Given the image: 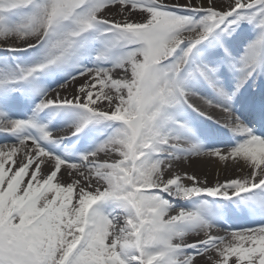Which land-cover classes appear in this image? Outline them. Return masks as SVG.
<instances>
[{
	"label": "snow or ice",
	"instance_id": "1",
	"mask_svg": "<svg viewBox=\"0 0 264 264\" xmlns=\"http://www.w3.org/2000/svg\"><path fill=\"white\" fill-rule=\"evenodd\" d=\"M0 264H264V0H0Z\"/></svg>",
	"mask_w": 264,
	"mask_h": 264
},
{
	"label": "bare ground",
	"instance_id": "2",
	"mask_svg": "<svg viewBox=\"0 0 264 264\" xmlns=\"http://www.w3.org/2000/svg\"><path fill=\"white\" fill-rule=\"evenodd\" d=\"M207 124L218 127V125H212L211 121H208ZM184 170L190 174L194 173L198 176L206 177L210 182L214 181L217 175L221 181L234 175L232 168H225L223 163L209 158H198L191 163L185 164Z\"/></svg>",
	"mask_w": 264,
	"mask_h": 264
}]
</instances>
